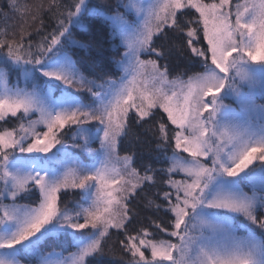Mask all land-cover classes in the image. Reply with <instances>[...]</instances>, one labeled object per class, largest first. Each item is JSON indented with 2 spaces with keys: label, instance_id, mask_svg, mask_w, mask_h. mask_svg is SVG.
Returning a JSON list of instances; mask_svg holds the SVG:
<instances>
[{
  "label": "snow or ice",
  "instance_id": "1",
  "mask_svg": "<svg viewBox=\"0 0 264 264\" xmlns=\"http://www.w3.org/2000/svg\"><path fill=\"white\" fill-rule=\"evenodd\" d=\"M7 8L0 264H264V0Z\"/></svg>",
  "mask_w": 264,
  "mask_h": 264
},
{
  "label": "trees",
  "instance_id": "2",
  "mask_svg": "<svg viewBox=\"0 0 264 264\" xmlns=\"http://www.w3.org/2000/svg\"><path fill=\"white\" fill-rule=\"evenodd\" d=\"M20 2L21 3H27V4H36V3H39V0H20ZM94 2L98 3L99 0H94ZM108 2L114 3L115 0H108ZM0 8H3L5 12H8V14L13 17V20L18 22V17L16 16V14L12 13L7 8V0H0ZM2 24H3V21H2V19H0V26H2ZM90 24L92 26V33L91 34L81 30L80 28L74 29V35L78 40L83 41L85 43H90L92 45V47L88 50H84V49H80V48L73 49L74 58L80 60L81 62L101 59V57L97 56V49L99 47V49L103 52V59H104L105 63H107V58L110 57L111 55H113V53H111V51L109 50V45L106 42V40L102 41L100 36L97 34L101 30L100 21L93 19L90 21ZM103 31L106 33V29H104ZM98 42H99V44H98ZM13 79H14V77H13ZM133 129H134V132L137 133L144 141H147L150 138L148 136V134H146L143 131V129L136 128L135 125H133ZM148 147H149V145L146 142L143 144H140V143L133 141L132 145H126V147L121 150V155H123L125 151H135V152H137L138 155H142L143 159L145 161H148L150 159ZM139 208L143 213L142 204L139 205ZM146 214L151 215V213H146ZM50 244H51V241H48L45 243L44 247H45L46 251L49 250ZM72 250L73 249L69 248V251H72ZM106 261H108L109 264H119V249H118V247H117L116 255L112 256V257H106ZM33 264H35L34 261H33Z\"/></svg>",
  "mask_w": 264,
  "mask_h": 264
},
{
  "label": "rangeland",
  "instance_id": "3",
  "mask_svg": "<svg viewBox=\"0 0 264 264\" xmlns=\"http://www.w3.org/2000/svg\"><path fill=\"white\" fill-rule=\"evenodd\" d=\"M93 147H98V144H94Z\"/></svg>",
  "mask_w": 264,
  "mask_h": 264
}]
</instances>
